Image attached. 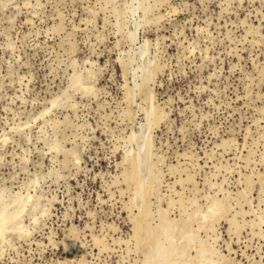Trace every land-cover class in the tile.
I'll list each match as a JSON object with an SVG mask.
<instances>
[{"label":"rangeland","instance_id":"374dc122","mask_svg":"<svg viewBox=\"0 0 264 264\" xmlns=\"http://www.w3.org/2000/svg\"><path fill=\"white\" fill-rule=\"evenodd\" d=\"M0 186L32 197L0 264H142L144 210L264 264V0H0Z\"/></svg>","mask_w":264,"mask_h":264},{"label":"bare ground","instance_id":"6f19581e","mask_svg":"<svg viewBox=\"0 0 264 264\" xmlns=\"http://www.w3.org/2000/svg\"><path fill=\"white\" fill-rule=\"evenodd\" d=\"M120 10H122V9H120ZM119 11V10H118ZM147 12V11H146ZM119 13V12H118ZM125 13V12H124ZM120 14V13H119ZM121 16H123V15H120V17ZM125 16V15H124ZM145 16V15H144ZM119 17V16H118ZM118 19H120V18H118ZM143 19V18H142ZM122 20V19H121ZM125 21H126V19H125ZM147 22H148V20H147ZM139 24V23H138ZM136 31H137V29H136ZM129 34H132V33H130L129 32ZM134 34H137V33H135L134 32ZM127 36V35H126ZM131 36H134L133 34L131 35ZM126 38V37H125ZM124 38V39H125ZM135 39V38H134ZM147 42V41H146ZM144 45H146V44H144ZM142 46H143V44H142ZM139 47H140V45H139ZM145 46H143V47H141V49L142 48H144ZM75 49V48H74ZM146 49H148V48H146ZM143 50V49H142ZM127 53V52H126ZM72 62V61H71ZM92 64V63H91ZM123 66H124V64H123ZM149 69H151V68H149ZM83 71V70H82ZM148 73H150V72H148ZM148 73H147V75H148ZM151 73H152V70H151ZM80 74V73H79ZM153 74V73H152ZM150 75V74H149ZM153 76V75H152ZM73 78V84L74 85H76L77 83H79L80 82V78H81V76L79 77L78 76V74L77 75H75V76H72ZM145 77H147V76H145ZM142 78V77H141ZM153 78V77H152ZM82 79V78H81ZM150 79H151V77H150ZM149 79V80H150ZM142 80V79H141ZM152 80V79H151ZM146 81H148L147 79H146ZM70 83H72V81L70 82ZM149 83V82H148ZM147 83V84H148ZM151 83V82H150ZM145 84V83H144ZM87 89V88H86ZM130 89V88H129ZM142 89V88H141ZM140 89V90H141ZM72 90V89H71ZM93 90V89H92ZM144 89H142V91H143ZM145 90H147V89H145ZM87 91V90H86ZM141 91V92H142ZM148 91V93L147 94H152L153 93V91L151 90V92L149 93V90H147ZM92 92V91H91ZM74 93V92H73ZM89 93V92H88ZM136 94V93H135ZM140 94V93H139ZM143 94H146V93H143ZM132 95V94H131ZM145 96V95H144ZM135 97V96H134ZM144 100H146V99H144ZM56 101V100H55ZM156 110V109H155ZM159 110V109H158ZM155 112H157V111H155ZM165 112V111H164ZM148 114V113H147ZM149 115V114H148ZM160 116H161V114H160ZM160 116H159V118L158 119H160ZM156 117V116H155ZM147 118H148V116H147ZM153 118V117H152ZM148 120V119H147ZM155 118L153 119V121H150V122H152V123H154L155 121ZM158 122H159V120H157ZM157 121L154 123V125H156L157 124ZM147 123H148V121H147ZM149 127V126H148ZM150 128H152V126L150 127ZM142 131H144V129H141ZM141 131V132H142ZM145 132H146V130H145ZM144 134H146V133H144ZM149 135H150V133H149ZM142 136V135H141ZM4 140V139H3ZM148 144V143H147ZM150 150V149H149ZM149 150H147L146 149V151H145V156L147 155V156H149L148 154H150V153H148V151ZM146 152H147V154H146ZM144 157V156H143ZM137 158V157H136ZM145 158V157H144ZM140 160V159H139ZM135 161H136V159H135ZM134 161V162H135ZM131 162V164H133L132 162V160L130 161ZM136 163V162H135ZM142 163H144V162H142ZM131 164H129V166L131 167ZM133 166H134V164H133ZM143 166V165H142ZM128 167V166H127ZM134 168V167H133ZM133 168H131V171L129 172V174H125V175H127V181L125 182V183H127V182H129L128 181V179H130L131 177L133 178V176H134V172H135V170H136V167H135V170L133 171ZM152 168V167H151ZM174 169V168H173ZM138 170V169H137ZM136 173H137V171H136ZM153 173V172H152ZM138 175H139V172H138V174H137V176L135 175L134 177H136V178H138ZM152 175H154V174H152ZM157 176H159V175H157ZM155 178H156V175L154 176ZM154 178V179H155ZM159 178V177H158ZM157 178V179H158ZM139 179V178H138ZM126 180V179H125ZM137 180V179H136ZM135 179L133 180V181H131L130 183H132V184H134V186H135V184H138L137 183V181H136ZM140 180V179H139ZM138 180V181H139ZM181 180V179H180ZM182 180H184V179H182ZM136 181V183H134ZM186 181H188V180H186ZM150 182V181H149ZM149 182H148V184H146V185H148V186H144V185H142L143 186V188L145 187L146 189H144L145 191L143 192L144 193V197L143 198H147V195H148V193H149V189H150V187H149ZM139 183H140V186H141V181H139ZM150 183H152V184H154V182H150ZM129 184V183H128ZM144 184V183H143ZM6 186V185H5ZM5 186H0V236H3L4 234H5V232L8 230V229H13V228H18V227H20V225H21V223L20 222H18V218H19V216H20V214L22 213V212H24V209L26 208L25 206L28 204V201L29 200H31V199H29V196L30 195H28V194H26V195H23L21 192H16L15 191V193H13V194H11L10 192H9V190L7 189L8 187H5ZM126 186H130L131 187V185H126ZM128 189H129V187H127ZM132 188V187H131ZM153 188V187H152ZM157 188H158V186H157ZM138 188H136L135 190H137ZM141 189H142V187H141ZM139 190V189H138ZM141 191V190H140ZM142 191H143V189H142ZM138 192V191H137ZM137 194V193H136ZM137 196V195H136ZM138 197H139V195H138ZM141 197V196H140ZM30 198H32L31 196H30ZM137 198V197H136ZM143 198H141L140 200H146V199H143ZM27 202V203H26ZM131 202H133L132 200H131ZM136 202V201H135ZM190 202V201H189ZM29 203H30V201H29ZM194 204H195V202H193ZM148 204V203H147ZM146 204V205H147ZM151 204V203H150ZM180 204H181V202H180ZM145 205V206H146ZM195 205H197V204H195ZM214 205L216 206V207H213V208H215V210L216 211H218V212H222L224 209H225V207H224V204L222 203V202H215L214 203ZM213 205V206H214ZM25 207V208H24ZM24 208V209H23ZM144 208V207H143ZM146 208H149V207H146ZM35 209V208H34ZM23 210V211H22ZM148 209H146V211H147ZM160 210V209H159ZM211 210V209H210ZM35 211V210H34ZM141 211V210H140ZM166 211V210H165ZM208 211H209V209H208ZM168 212V211H167ZM207 212V211H206ZM143 213H146L145 212V210H144V212H142V213H140L138 216H136V217H140L139 218V220L136 222L137 223V229H136V227L134 228V229H136V230H134V231H136V233L134 234V236L133 237H135L136 236V238L138 239V240H140V242L142 243V241H147L146 243L148 244V252H146V256H144V259H143V262H142V264H189V263H191V262H193L194 263V261H193V259L195 258V256L193 257V258H191V259H188V257H187V259H185L184 260V258L183 257H186V256H188V255H186V253H187V250H189L188 248L189 247H191V243L192 242H194V237L195 238H197V235H194L195 234V232H193L192 234H189V235H187L189 238H190V235H194V237H192L193 238V241L192 240H190V241H188L187 243H183V244H179V245H176L174 242H172V239L173 238H175L176 236H178V234L180 235V230L184 227V226H186V227H190V223L189 222H191V220H190V218L188 217V218H186V219H183V220H181V221H175V220H169V219H167L165 216H167V215H165L164 213V218L162 217V221L158 224V226H157V228H155V226H154V228H152V226L150 227V228H146L147 227V225L148 224H146L145 223V226H144V224L142 225V223H143V221L146 219V217L148 216V214L145 216V214H143ZM166 213V212H165ZM214 213H215V211H214ZM138 214V213H137ZM141 214H143L142 216H140ZM151 214V213H150ZM149 214V215H150ZM204 216H205V213H204ZM135 217V216H134ZM148 218H149V216H148ZM147 218V219H148ZM135 219H137V218H135ZM146 219V220H147ZM176 219V218H175ZM192 219V218H191ZM22 220V219H21ZM196 220V219H195ZM35 221V220H34ZM133 221L135 222V220L133 219ZM189 221V222H188ZM144 222H148V221H144ZM152 222V221H151ZM150 222V223H151ZM196 222V221H195ZM149 223V222H148ZM157 225V224H156ZM199 225V224H198ZM134 226H136V225H134ZM149 227V226H148ZM179 227H180V229H179ZM197 227H199V226H197ZM22 228V227H21ZM146 228V229H145ZM201 228V227H200ZM199 228V229H200ZM23 229H26V227H24ZM176 229H179L178 230V232H177V230ZM17 230V229H16ZM173 230H176V232L174 231V233H173ZM18 231H20V228H19V230ZM26 231V230H25ZM141 231H144V232H142V234H141ZM199 231V230H198ZM13 232V231H12ZM182 232H184V229L183 230H181V234H182ZM141 234V235H140ZM187 234V233H186ZM185 234V235H186ZM199 236V235H198ZM3 237H5V236H3ZM187 237V238H188ZM200 237V236H199ZM143 238L145 239V240H143ZM186 238V237H185ZM191 238V239H192ZM3 239V238H2ZM136 239V240H137ZM135 240V239H134ZM185 240V239H184ZM175 241V240H174ZM195 241H196V239H195ZM199 241V240H198ZM139 242V241H138ZM176 242V241H175ZM190 242V243H189ZM199 243V242H198ZM200 243H202V241L200 242ZM200 243H199V247L201 246L200 245ZM196 244H197V242H196ZM209 244V243H208ZM67 245V244H66ZM144 245V244H143ZM143 245H140V247L141 246H143ZM194 245V248H195V244H193ZM192 245V246H193ZM71 246H75V244L74 245H71ZM205 246V245H204ZM68 247H70L69 245H68ZM202 247H203V245H202ZM202 247H201V249H202ZM142 248V247H141ZM205 248H207V247H205ZM205 248L203 247V249L201 250L202 252H203V250H204V252L206 253L209 249L207 248L206 250L207 251H205ZM66 249H67V247H66ZM69 249H71V248H69ZM72 249H74V248H72ZM196 249V248H195ZM177 250H179V253L177 252ZM180 250L182 251V252H180ZM192 250V249H191ZM136 251V250H135ZM201 251H199V252H197V255H199L198 253H200ZM137 252V251H136ZM141 252V251H140ZM176 252H177V254H179V255H177L176 254ZM209 252V251H208ZM189 253H190V251H189ZM185 254V255H184ZM204 254V253H203ZM207 254V253H206ZM212 254V253H211ZM179 256V258L177 257V256ZM180 255H181V257H180ZM200 255H202L201 253H200ZM205 255V254H204ZM204 255H202V256H204ZM201 256V257H202ZM208 256V255H207ZM212 256V255H211ZM211 256H210V258H211ZM200 257V258H201ZM206 257V256H205ZM205 257H204V259H205ZM182 258V259H181ZM190 258V257H189ZM200 258H199V260H200ZM196 259V258H195ZM204 259H203V262H204ZM198 260V259H197ZM211 260V259H210ZM209 260V261H210ZM201 261V260H200ZM199 261V263L200 264H203L202 263V261L200 262ZM205 261H208V260H205ZM216 261V260H215ZM211 262V261H210ZM195 263H196V261H195ZM198 263V262H197ZM196 263V264H197ZM206 263V262H205ZM208 263V262H207ZM212 264V263H211Z\"/></svg>","mask_w":264,"mask_h":264}]
</instances>
